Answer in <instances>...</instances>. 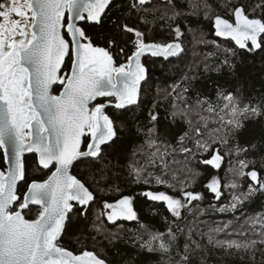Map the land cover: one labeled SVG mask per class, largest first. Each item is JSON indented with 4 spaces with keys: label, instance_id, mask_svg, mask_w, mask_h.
I'll use <instances>...</instances> for the list:
<instances>
[{
    "label": "snow or ice",
    "instance_id": "obj_1",
    "mask_svg": "<svg viewBox=\"0 0 264 264\" xmlns=\"http://www.w3.org/2000/svg\"><path fill=\"white\" fill-rule=\"evenodd\" d=\"M229 3L231 0H226L223 7ZM112 4L113 0H0V148L4 149L8 162L7 171H0V264H107L94 251L75 254L58 243L70 214L78 210L86 218L96 199L84 182L71 175L74 162L90 158L89 167L98 169L96 174L106 179L109 154L105 149L119 138L115 122L105 111L108 104L90 105L103 97L109 104L114 102L116 109L139 107L141 84L147 82L148 75L142 57L150 55L167 60L184 51L179 24L172 29L173 40L157 42L149 40L134 22L135 18L147 23L144 16L160 10L148 7L151 0H128L127 14L115 19L108 15ZM163 4L164 15L171 11L170 21L185 15L177 10L175 0H163ZM188 4L190 14L203 10L205 18L213 21L216 36L230 38L240 49L249 52L264 48V0L252 8L251 17L245 4L232 7L229 10L232 20L213 15L208 0H188ZM257 11L262 15L256 16ZM106 20L109 27L97 37L100 43L78 23L103 27ZM225 51L235 56L233 49ZM117 56L124 62L117 64ZM66 57L71 62L65 73L62 66ZM224 63L229 62L225 59ZM230 67L235 69V65ZM56 83L62 87L59 94L53 95L51 89ZM156 91L158 97L164 93V99L171 98V111L163 118L169 123L162 131L159 105L153 103L146 123L136 124L135 134L142 138V143L135 147L133 156L139 154L144 162L133 159L128 165L135 183L150 185L154 178L156 184L168 188L175 187L173 181L186 185V181L178 180L175 170L170 171L167 158L174 156L177 149L186 160L198 153H208L209 158L202 163L220 169L225 161L223 148L230 145L243 127V120L264 115V101L243 103L239 95L222 89L217 91L215 102L203 97L195 104L188 103L184 95L187 89L180 83L168 88L157 86ZM177 117L186 130L176 125ZM210 120L218 126L210 127ZM85 137L89 138L86 150H81ZM252 149L264 150L254 144L232 145L229 151L236 154V164L229 162L225 173V178L231 175L230 182L222 185L221 178L213 176L205 185L218 200L222 187L237 189L239 179L250 178L247 193L234 194L232 203L219 211L235 210L254 193L264 192V180L255 161L240 158ZM25 153H36L39 167L55 170L43 181L28 183L21 196L17 194V184L26 177ZM156 167L162 170L161 175H153L151 169ZM139 195L164 202L174 218H180L182 210L192 201L202 199L200 193L184 187L180 196L165 191H144ZM133 199L122 195L112 203L106 200L97 220L105 217L112 224L120 219L137 220ZM30 205L40 209L35 219L24 215ZM94 227L103 230L102 224L94 223ZM141 227L149 237L141 247L166 254L175 250L173 264H192L191 255L201 249L200 243L191 238V230L181 250L177 232L182 229L177 227L173 231L169 226L166 232H152L146 226ZM229 228L233 231L228 232ZM249 231L259 239L250 238ZM220 232L240 238L217 240L215 234ZM208 242L226 251L250 253L253 260L256 251L264 256V247L257 248L258 244L264 246V213L248 217L238 228L228 222L213 229Z\"/></svg>",
    "mask_w": 264,
    "mask_h": 264
},
{
    "label": "trees",
    "instance_id": "obj_2",
    "mask_svg": "<svg viewBox=\"0 0 264 264\" xmlns=\"http://www.w3.org/2000/svg\"><path fill=\"white\" fill-rule=\"evenodd\" d=\"M260 0H231L227 7H223L226 0H208L214 12L224 18L232 20L229 10L234 6L245 4L249 16H253L252 8ZM178 11L185 15L170 21L164 15L163 0H151L148 7H155L159 11L150 12L144 16L147 23L134 18V22L144 31L149 40L157 42H168L174 39L172 29L177 24L180 25L183 36V53L171 59L165 60L162 57H151L145 55L142 62L148 69L147 82L141 84V94L139 107L129 106L126 109H116L108 106L106 113L116 124L118 139L105 151L109 154L104 176L101 179L97 175L98 169L89 167L90 159H81L72 167V173L86 184L95 195V201L91 203L87 210V217L79 215L78 210L70 214L66 230L63 232L59 245L74 252L80 253L83 250L94 251L100 258L105 259L109 264H173L176 259V252L166 254L159 250L149 251L141 247L148 234L143 226L152 232H166L171 226L173 231L177 227L182 232H177L178 244L180 249L188 238L189 230L192 232V239L200 243L201 249L191 255L192 264H264V256L256 251L255 259L251 258L250 253L236 250H228L218 247L215 243L208 242V234L217 227H222L228 222H232L235 228L244 224L248 217L264 213V192H256L251 197L239 205L235 210L219 211L221 207L232 203L233 195L247 193L249 178H241L237 182L239 187L231 189L222 187V195L217 200L214 194L205 185L213 176L221 178V184L227 185L232 179L231 175L225 178L231 162L236 164V154L230 153L229 149L235 143L244 146L257 145L258 149H264V115L249 117L243 120V127L236 132L229 146L223 148L222 154L225 156L224 167L220 171H215L212 166L204 165L202 161L209 158L208 153L196 154L195 157H188L187 160L179 152L174 156H169L168 162L170 171L175 170L178 180L186 181V185L173 181L174 188L155 183L152 179L150 185L143 182L135 183L134 177L129 174V163L135 159L143 164L142 157L137 154L133 156V151L137 145L142 143V138L135 134L137 123H146L148 109L153 103L159 105L157 111L161 116L160 127L163 131L169 121L163 119L171 111V98L164 99V93L157 96V86L168 88L170 85L180 83L182 88L187 91L184 95L188 98L189 104H195L198 98L209 97L212 101L217 100V91L224 90L240 96L243 103H259L264 101V48L249 52L240 49L230 38L216 37L213 21L206 19L203 10L198 14L192 15L188 0H175ZM128 0H113L108 15L113 19L118 15H126ZM256 16L262 14L257 11ZM163 17V18H162ZM88 34L97 40V37L105 32L109 25L107 20L103 27L98 25L81 23ZM215 42V43H213ZM219 45V47H217ZM102 46V45H101ZM249 46L250 42H249ZM225 49H233L235 56L228 53ZM211 54V55H209ZM225 59L228 64H225ZM70 58H67L63 72H68ZM124 62L122 57H116V63ZM230 65H235L233 70ZM61 85H57L54 92H58ZM107 99H98L96 103H103ZM207 115V113H205ZM123 125V128H121ZM176 125L186 130V125L177 117ZM210 127H217V123L209 121ZM175 130V128L173 129ZM170 142L171 137L167 138ZM86 138L85 142H87ZM191 147V144H188ZM241 159L255 161V167L260 172V178L264 180V150L252 149L247 156L241 154ZM173 160L179 163H173ZM26 167V177L18 186V195H23L27 189V184L32 180L45 179L49 171L37 165L36 155H26L24 157ZM0 169L5 170L6 164L2 148H0ZM153 175H161L162 170L158 167L151 169ZM191 170V171H189ZM171 180V176L167 177ZM98 181V183H97ZM187 191L200 193L202 199L192 201V203L182 210L180 218H174L167 210L164 202L151 201L139 195L144 191H165L170 195L180 196L181 188ZM119 189L114 191L113 189ZM103 190V191H101ZM122 195L133 196V210L137 213V220L127 221L120 219L116 224L107 221L105 217L97 220L103 204L107 200L109 203L119 199ZM80 206H77L79 209ZM38 206H30L24 215L27 219H34L39 212ZM95 224H102L103 230L94 227ZM258 227V226H257ZM229 228L228 232H232ZM217 240L226 238H240L236 236L228 237L226 232L216 233ZM247 235L252 239H259L258 235H253L251 231ZM137 237H142L137 239ZM264 247L257 245V248Z\"/></svg>",
    "mask_w": 264,
    "mask_h": 264
},
{
    "label": "water",
    "instance_id": "obj_3",
    "mask_svg": "<svg viewBox=\"0 0 264 264\" xmlns=\"http://www.w3.org/2000/svg\"><path fill=\"white\" fill-rule=\"evenodd\" d=\"M78 23H80V25H81V23L82 22H78ZM214 34H215V32H214ZM216 36V35H215ZM216 37H219V36H216ZM219 38H225V37H219ZM183 53V52H182ZM181 53V54H182ZM181 54H179L178 56H180ZM178 56H174V57H178ZM174 57H169L168 59H171V58H174ZM67 58L68 57H66L65 58V63H66V60H67ZM163 58V57H162ZM65 65V64H64ZM64 65L62 66V71H63V68H64ZM58 85V83H56V84H53V86H52V89H51V91H52V94L53 95H57V94H59V92L58 93H55L54 92V89H55V87ZM62 87V86H61ZM60 90H61V88H60ZM59 90V91H60ZM98 99H106V98H103V97H99V98H97V100ZM97 100H95V101H93L92 102V104L90 105V107H92L93 105H95L96 104V102H97ZM103 103H105V104H108V106H114V102L113 103H111V104H109L108 103V100L107 101H105V102H103ZM107 108V107H106ZM106 110V109H105ZM81 150H86V146L84 147V143L82 144V148H81ZM2 151H3V154H4V149H2ZM26 155H36V158L38 159V156H37V154L36 153H25L24 154V157L26 156ZM4 159H5V155H4ZM82 159H90V158H82ZM78 162V161H77ZM76 162H74V164H75ZM5 164H6V169L5 170H2V169H0V171H7V168H8V162L6 161V159H5ZM73 164V165H74ZM224 167V163L222 164V167L220 168V169H215V168H213L215 171H220L222 168ZM42 168V167H41ZM44 170H47V171H49V174H48V176L49 175H51V171H54L55 170V168L53 167L52 169H51V171L50 170H48V169H44ZM70 173H71V175H74L73 173H72V168L70 169ZM47 176V177H48ZM47 177L45 178V179H47ZM45 179H43V180H45ZM250 179V178H249ZM43 180H40V181H43ZM20 182L21 181H19L18 182V184H17V192H18V186H19V184H20ZM27 190V189H26ZM26 192V191H25ZM18 194V193H17ZM30 206H36V205H30ZM38 215V214H37ZM36 218V217H35ZM34 218V219H35ZM125 220V219H124ZM128 221V220H127ZM63 234V233H62ZM62 236V235H61ZM61 238V237H60ZM60 238H59V240H60ZM58 243H59V241H58ZM74 253V252H73ZM75 254H79V253H75ZM107 262V261H106ZM107 264H109L108 262H107Z\"/></svg>",
    "mask_w": 264,
    "mask_h": 264
},
{
    "label": "flooded vegetation",
    "instance_id": "obj_4",
    "mask_svg": "<svg viewBox=\"0 0 264 264\" xmlns=\"http://www.w3.org/2000/svg\"><path fill=\"white\" fill-rule=\"evenodd\" d=\"M59 90H60V89H59ZM58 92H59V91H58ZM58 92H57V93H58ZM55 93H56V92H55ZM86 138H88V137H85V138H84V147L87 145V142H85ZM88 139H89V138H88ZM87 141H88V140H87ZM36 216H37V215H36Z\"/></svg>",
    "mask_w": 264,
    "mask_h": 264
},
{
    "label": "rangeland",
    "instance_id": "obj_5",
    "mask_svg": "<svg viewBox=\"0 0 264 264\" xmlns=\"http://www.w3.org/2000/svg\"><path fill=\"white\" fill-rule=\"evenodd\" d=\"M106 101H107V100H106ZM93 106H94V105H93ZM93 106H92V107H93Z\"/></svg>",
    "mask_w": 264,
    "mask_h": 264
}]
</instances>
